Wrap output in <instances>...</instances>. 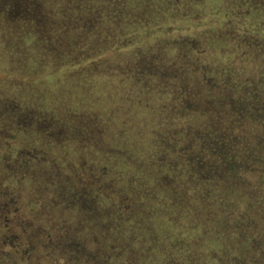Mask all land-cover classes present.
<instances>
[{"label":"trees","instance_id":"trees-1","mask_svg":"<svg viewBox=\"0 0 264 264\" xmlns=\"http://www.w3.org/2000/svg\"><path fill=\"white\" fill-rule=\"evenodd\" d=\"M0 264H264V0H0Z\"/></svg>","mask_w":264,"mask_h":264}]
</instances>
